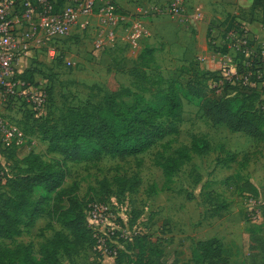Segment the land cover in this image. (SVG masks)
Listing matches in <instances>:
<instances>
[{"label":"rangeland","instance_id":"obj_1","mask_svg":"<svg viewBox=\"0 0 264 264\" xmlns=\"http://www.w3.org/2000/svg\"><path fill=\"white\" fill-rule=\"evenodd\" d=\"M167 5L157 10L146 8L129 16L139 19L145 29L137 50L129 48L123 32H118L113 47L93 50L96 32L92 26L59 41L53 58L43 51L39 61H21L18 69L42 87L47 105L36 113L31 112L26 102L18 100L4 110L7 117L22 128L29 115L38 121L55 120L60 127L67 109L97 104L105 94L114 95L119 105H131L133 98L130 94L150 100L165 86L164 82L177 78L185 85L191 74L181 67L189 64L177 61L180 53H173L170 44L175 45L173 41L179 40L178 29H188L185 22L179 20L180 16L162 13ZM183 8L181 15L185 12L184 0ZM154 17H163L167 22L164 19L165 38L151 44L152 47L161 45L163 49L153 55L147 53V48L141 51V45ZM223 19V22L208 26L206 44L211 41L216 47L214 41L218 38L221 46L216 47L217 53L229 52L231 62L222 70L210 73L201 69L200 61H192L199 66L197 81L203 87L210 86L211 75L216 73L222 80L245 84L246 72L261 81L254 84L259 90L264 87V64H257L253 52L249 56L240 53L237 43L248 40L252 51H258L264 45L256 40L257 37H248L251 22L264 27V11L253 12L244 8L232 16L228 13ZM254 27L252 30L259 25ZM125 90L129 91V96L121 95ZM179 96L182 114L177 136L168 137L149 151L123 161L103 157L97 163L65 164L67 177L62 188L74 189L73 195L80 203L81 213L85 215L90 204H104L109 211V222L122 233V237L117 241L120 248L117 263L100 258L91 246L84 243L75 254H62L61 264H157L161 256H169V263L176 259V264H196L193 254L197 244L211 239L218 240L228 264H264V150L244 134H232L225 125H212L199 108L198 100L188 97L185 88L179 89ZM192 136L205 137L211 145V152L205 156H192L172 176L166 177L160 163L174 157L178 148L189 146ZM30 139L20 149L0 152V162L8 169L9 180L22 173L21 160L30 151L47 163L62 160L58 155L48 154L47 144L38 136L33 135ZM228 153L236 155V162L225 168L222 163L227 162ZM244 157L248 160L245 163ZM121 179H134L138 186L133 189L122 187ZM235 181L241 186L244 182H253L255 192L236 188ZM2 191L5 192L6 188L0 186ZM41 194L36 191L33 198L36 200ZM63 204L66 206L65 202ZM52 205V202L46 203L43 213L30 228L19 227L15 238L0 240V245L11 249L18 245L28 246L33 257L39 259L40 247L56 232L69 234L58 216L52 213Z\"/></svg>","mask_w":264,"mask_h":264},{"label":"trees","instance_id":"obj_2","mask_svg":"<svg viewBox=\"0 0 264 264\" xmlns=\"http://www.w3.org/2000/svg\"><path fill=\"white\" fill-rule=\"evenodd\" d=\"M250 9L253 12L264 11V0H252ZM208 46L218 52L211 41ZM147 53L150 54V51ZM198 67L194 62L181 67V70L191 74L185 85L177 78L171 79L164 82L165 86L150 100L130 94L132 104L119 105L114 95L105 94L97 104L88 103L67 109L60 127L55 120L46 118L38 121L30 115L26 117L23 128L17 124L28 140L33 135L38 136L41 142L47 144L46 152L58 155L62 160L47 163L30 151L21 160L22 173L10 180L8 175L4 185L0 184L6 188L5 192H0V240L15 238L21 226L30 228L48 202L53 203L52 213L58 216L69 234L56 232L40 247L39 259L33 257L28 246L18 245L11 249L0 245V264H61L62 254H75L84 243L93 248L92 233L84 213L80 211V203L73 195L74 189L62 188L67 177L65 164L97 163L103 157L123 161L149 151L168 137L177 136L182 114L180 88H185L188 97L198 100L199 108L212 125H225L231 133L244 134L264 150V87L259 90L254 87L261 81L248 76V82L244 84L222 80L215 73L211 75V85L203 87L197 81ZM23 77L34 82L24 74ZM121 95L129 96V91L125 90ZM211 150L205 137L192 136L189 146L178 148L175 156L165 159L160 167L163 174L170 177L192 156H205ZM226 160L222 163L225 168L236 162V155L228 153ZM246 161L247 157H244L243 162ZM120 182L122 187L130 189L138 186L134 179H121ZM235 186L252 194L256 189L248 181L242 186L236 185L235 181ZM36 191L42 194L35 200ZM119 255L120 251L114 262H118ZM168 257H159L157 264L177 263L176 259L169 263ZM193 260L196 264H228L216 239L199 242Z\"/></svg>","mask_w":264,"mask_h":264},{"label":"built area","instance_id":"obj_3","mask_svg":"<svg viewBox=\"0 0 264 264\" xmlns=\"http://www.w3.org/2000/svg\"><path fill=\"white\" fill-rule=\"evenodd\" d=\"M182 5L183 0H170L162 13L181 16ZM139 21L122 14L111 0H0V152L20 149L27 143L20 127L5 114L8 107L22 100L31 112L39 113L47 105L42 87L25 79L23 71L18 69L21 61L38 60L43 51L53 58L59 41L92 26L96 32L94 49L113 47L118 32H123L129 48L137 50L145 31ZM248 45V40L242 39L237 43V50L245 56L253 52L257 64H264V45L258 51H252ZM243 79L247 83L248 74ZM4 165L0 162L2 185L8 177ZM108 212L104 204H90L85 221L92 233L94 252L102 259L115 260L122 233L109 222Z\"/></svg>","mask_w":264,"mask_h":264},{"label":"crops","instance_id":"obj_4","mask_svg":"<svg viewBox=\"0 0 264 264\" xmlns=\"http://www.w3.org/2000/svg\"><path fill=\"white\" fill-rule=\"evenodd\" d=\"M111 1L127 16L140 13L146 10V8H150L149 10H157L159 7L169 3V0ZM184 3L185 12L179 17V20L185 22L188 31L180 29L176 31L181 36H179V40L176 39L173 41L175 45L170 44V46L173 49V53L179 51L180 55L176 57L173 54L174 57L179 58L177 61L181 64L187 63V65L194 60L200 61L201 69L210 73L222 70L223 66H229L231 62L229 52L221 51L214 53L206 44L208 26L213 22H223V17H226L228 13L232 16L238 10L250 8L252 0H184ZM164 19L163 17H154L151 19V23H149V27L147 28V36L142 40L141 51L147 48L153 55L156 52L162 51L163 47H160L161 45L159 47H152L151 44L165 38ZM200 20L203 21L201 22ZM165 22H167L166 19ZM255 25H259V28L252 30V28H255ZM248 30L250 31L248 35L249 39L257 37L256 40L258 39L259 42H264V27L262 25L253 21L248 25ZM212 31L217 32L215 29ZM220 43L218 38L214 41L216 47L221 46ZM92 49L94 50L93 47ZM250 183L256 188L253 182L250 181Z\"/></svg>","mask_w":264,"mask_h":264}]
</instances>
